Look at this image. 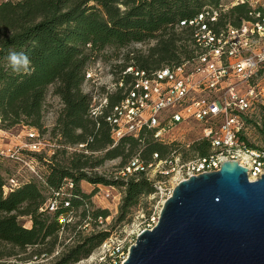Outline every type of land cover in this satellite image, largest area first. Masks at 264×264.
I'll list each match as a JSON object with an SVG mask.
<instances>
[{
	"label": "trees",
	"instance_id": "obj_1",
	"mask_svg": "<svg viewBox=\"0 0 264 264\" xmlns=\"http://www.w3.org/2000/svg\"><path fill=\"white\" fill-rule=\"evenodd\" d=\"M229 0H6L0 2V130L20 126L47 136L57 149L46 154H27L42 164V169L25 181L0 173V264H27L32 255L56 256L48 264H77L87 259L109 238L108 232L81 236L90 222L106 220L107 210H92L91 194L80 188L81 182L123 189L117 222H124L143 197L156 190L143 174L128 175L125 168L133 159L145 166L172 160L185 153L174 145H163L143 131L138 139L124 137L114 143L111 127L102 117H90V94L83 91L86 71L95 63L109 59L131 45L154 42L145 53L129 52L126 63L139 70H156L177 65L190 57V30L179 29L199 14L229 6ZM250 8L239 4L222 13L219 24L238 26L248 20ZM10 51L24 52L31 65L26 73H15L8 65ZM118 73V74H119ZM117 75L115 81H118ZM62 104L53 126L43 124V106L47 91ZM102 91L103 88H100ZM119 93L107 96L109 107L119 102ZM264 128V107L259 110ZM252 124V121H248ZM246 141V140H245ZM82 145V148H78ZM249 149H255L249 146ZM195 156L208 157L210 145L198 141L189 147ZM257 152H264L255 150ZM71 155L65 160L64 156ZM101 155V156H98ZM157 155V160L153 156ZM121 159L115 180L92 174L106 161ZM261 161V160H260ZM264 161V160H262ZM17 187L6 192L9 180ZM54 201V211L47 208ZM63 216L70 222L61 225ZM27 218L31 226L21 224ZM78 219V221H76ZM83 223V225H82ZM81 226V227H80ZM70 230L72 244L56 251L60 235ZM34 250L16 262L6 260ZM15 259V258H14ZM24 261V262H22ZM19 262V263H17Z\"/></svg>",
	"mask_w": 264,
	"mask_h": 264
},
{
	"label": "built area",
	"instance_id": "obj_2",
	"mask_svg": "<svg viewBox=\"0 0 264 264\" xmlns=\"http://www.w3.org/2000/svg\"><path fill=\"white\" fill-rule=\"evenodd\" d=\"M229 1V6L209 9L190 22L180 23L179 29L190 30L188 59L149 71L128 66L120 71L117 82L113 80L102 91L95 88L88 93L91 97L90 117L104 119L111 127L114 143L124 137L138 139L143 131H149L158 143L174 145L178 139L176 132L189 125L197 129L194 142L205 140L209 143L208 157L194 156L182 161L175 155L172 160L157 161L149 166L136 158L125 168L128 175L143 174L154 185L156 192L151 197L158 196L161 207L179 182L216 172L228 161H236L245 168L248 179L256 181L264 176V152L249 149L245 141L248 121L256 118L260 108L264 107V0ZM239 4L250 8L249 19L241 20L238 26L220 25V11L225 13ZM86 81L92 82L91 68L86 71ZM117 92L119 102L110 108L107 96ZM30 130L29 143L24 148L12 150V158L16 159L19 153L22 155V151L53 154L57 149L36 130ZM157 158V155L153 156V160ZM29 163L36 165L33 159ZM160 166L163 167L160 178L164 181L151 180L149 171ZM174 167L178 168L175 178L166 181ZM17 185L16 180L10 179L6 192ZM109 196L106 193V197ZM54 203L48 202L50 212L54 211ZM157 220L158 214H154L146 228L125 230V238L116 244L119 249L112 252L107 248L112 238L107 239L101 246L107 251L104 264H122L136 237L143 230L152 229ZM58 222L64 225L70 219L61 216ZM128 238L132 243L125 250ZM115 250L120 251V256H116Z\"/></svg>",
	"mask_w": 264,
	"mask_h": 264
},
{
	"label": "water",
	"instance_id": "obj_3",
	"mask_svg": "<svg viewBox=\"0 0 264 264\" xmlns=\"http://www.w3.org/2000/svg\"><path fill=\"white\" fill-rule=\"evenodd\" d=\"M122 264H264V176L228 161L179 182Z\"/></svg>",
	"mask_w": 264,
	"mask_h": 264
},
{
	"label": "rangeland",
	"instance_id": "obj_4",
	"mask_svg": "<svg viewBox=\"0 0 264 264\" xmlns=\"http://www.w3.org/2000/svg\"><path fill=\"white\" fill-rule=\"evenodd\" d=\"M6 0H0L3 2ZM154 42H146L142 45H131L127 49L119 52V54L110 51L108 52L107 56L109 57L108 60L102 62L95 63L94 65L90 66L91 68V81L84 82L83 91L85 93L93 92L95 88H105V86L109 85L110 83L115 80L116 76L121 69V66L126 63L125 59L129 52H133L136 56L139 52L145 53V51L154 46ZM138 52V53H137ZM94 83L95 85H93ZM99 91V89H98ZM53 87H50L47 91L44 106H43V124L46 128L50 129L53 124L55 123L60 110L62 109V104L60 103L59 99L53 95ZM252 124H249L247 130L246 141L249 146H253L255 149L253 150H260L264 151V128H262L260 113L258 112V116L256 118H252ZM196 132L197 129L193 125L183 126L181 130H178L177 133V141L175 142V147L180 150V152H184L186 155V161L192 159L196 152L192 151L189 147L192 146L196 141ZM32 133V131L28 128L16 126L8 131L0 130V173L4 177H13L20 181L28 180L30 177H33L42 169V164L36 163L35 166H32L28 159V156L25 155V151H22L18 154V157L12 158L11 152L16 148H24L25 144L29 143L28 135ZM44 139L47 141L49 138L44 136ZM45 142V141H44ZM24 152V153H23ZM46 158H50L52 154L46 152ZM71 155L68 154L64 156V159H69ZM101 156V155H98ZM122 164L121 159H116L113 161H106L100 167L95 169L92 174H97L98 176H103L108 180H115L117 176V172L119 170V166ZM163 166V165H162ZM160 166L159 169L155 168L149 171L148 177L151 180H161L164 179L160 178V170H163V167ZM178 168L174 167V171L172 174L166 179L172 180L175 178V174ZM170 170H173L171 168ZM35 172V174H34ZM80 188L86 194H91V202H92V210L100 209V210H107L109 213V217L102 221L97 220V223L90 222L88 227H85L82 230L81 236H87L89 234H96L99 232H108L109 238H112L107 245V248L112 252L114 249H119L116 247V244L119 240H123L125 238L124 231L126 230L129 232L133 230V228H146L147 223L151 219L154 214H158L161 209V205L159 204L160 199L158 196L155 197H143L140 199L139 204L136 208H134L131 214L125 219L124 222H117L118 216V208L121 202L123 189H118L114 187V189H110V186H102V185H92L87 182H81ZM106 193H109V197H106ZM78 221V219H76ZM21 224L26 228L31 226L30 222L27 218H21ZM83 225V223H82ZM72 235L70 230L60 235L59 245L56 248V251L63 250V247L66 245H71L73 240L71 241ZM108 238V239H109ZM130 239L128 238L125 242V250L127 247L132 243L129 242ZM1 252H8V248H4V246H0ZM19 253L17 257L9 258L6 260L9 262H16L18 258H26L27 256H31L34 254V250L27 249L23 252L16 250ZM106 249L97 248L95 249L92 254L85 260L78 262L77 264H104L106 261L103 260L104 254ZM116 256H120V251L115 250ZM56 256V253L53 254ZM53 256H39L38 259L32 255L30 263L27 264H48L52 261ZM24 262V261H22ZM19 263V262H17Z\"/></svg>",
	"mask_w": 264,
	"mask_h": 264
},
{
	"label": "clouds",
	"instance_id": "obj_5",
	"mask_svg": "<svg viewBox=\"0 0 264 264\" xmlns=\"http://www.w3.org/2000/svg\"><path fill=\"white\" fill-rule=\"evenodd\" d=\"M7 61L9 67L15 73H26L31 65L29 56L24 52L10 51L7 56Z\"/></svg>",
	"mask_w": 264,
	"mask_h": 264
},
{
	"label": "bare ground",
	"instance_id": "obj_6",
	"mask_svg": "<svg viewBox=\"0 0 264 264\" xmlns=\"http://www.w3.org/2000/svg\"><path fill=\"white\" fill-rule=\"evenodd\" d=\"M249 180H250V181H254V179H253V178H250Z\"/></svg>",
	"mask_w": 264,
	"mask_h": 264
}]
</instances>
